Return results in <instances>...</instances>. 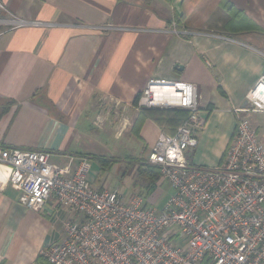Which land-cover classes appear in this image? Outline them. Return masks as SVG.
Returning a JSON list of instances; mask_svg holds the SVG:
<instances>
[{"label": "crops", "instance_id": "crops-1", "mask_svg": "<svg viewBox=\"0 0 264 264\" xmlns=\"http://www.w3.org/2000/svg\"><path fill=\"white\" fill-rule=\"evenodd\" d=\"M0 4L4 18L56 24L0 26V150H46L64 160L58 165L82 154L75 148L86 124L140 141V155L123 158L143 157L161 127L148 117L135 136L134 103L149 79H164L196 86L205 121L185 155L192 166H214L234 132V109L264 71V0ZM106 25L122 29H97ZM208 143L213 160L197 155ZM18 195L0 168V264H33L51 244L47 210L26 209Z\"/></svg>", "mask_w": 264, "mask_h": 264}, {"label": "built area", "instance_id": "built-area-1", "mask_svg": "<svg viewBox=\"0 0 264 264\" xmlns=\"http://www.w3.org/2000/svg\"><path fill=\"white\" fill-rule=\"evenodd\" d=\"M0 25L56 24L0 17ZM134 106L188 111L174 134L159 132L145 156L172 187L160 209L139 194L125 198L95 187L84 162L58 165L41 149L0 150V168L22 206L68 213L62 239L44 247L42 258L49 264H264V134L250 119L264 114V71L244 106L234 109V132L214 168L192 166L185 155L205 121L193 83L149 79Z\"/></svg>", "mask_w": 264, "mask_h": 264}, {"label": "rangeland", "instance_id": "rangeland-1", "mask_svg": "<svg viewBox=\"0 0 264 264\" xmlns=\"http://www.w3.org/2000/svg\"><path fill=\"white\" fill-rule=\"evenodd\" d=\"M0 17H3L2 13H0ZM250 119L257 127L258 133L264 134V114L251 115ZM88 127L89 126L86 124L85 129L88 133L83 136L79 146L75 148L76 152H82V154L68 156L67 161L71 159L72 164H74L73 167L80 162H84L88 167L87 177L95 187L117 190L118 193L125 198L134 193L139 194L143 196L150 205L160 209L173 192L169 182L159 176L152 192L147 193L144 187L146 180L134 176L137 163L140 160L145 162L147 151L143 157L123 158L128 154L134 156L140 155L142 143L128 136H122L116 139L113 137L112 132L97 131L89 129ZM214 153L215 151L212 144L208 143L198 150L197 155L200 158L205 157L208 160H213ZM96 157L104 158L108 166L105 164L101 166ZM115 159H117L115 162L109 161ZM50 160L57 163L64 161L54 156H51ZM217 163L218 161H216L214 166H203L206 164H200V167L214 168L218 165ZM47 214L52 227L51 232L47 233L46 243L58 242L62 239V226L68 219V213L57 210L56 212H48ZM35 242L37 244L41 243V236H39V234H36Z\"/></svg>", "mask_w": 264, "mask_h": 264}, {"label": "trees", "instance_id": "trees-1", "mask_svg": "<svg viewBox=\"0 0 264 264\" xmlns=\"http://www.w3.org/2000/svg\"><path fill=\"white\" fill-rule=\"evenodd\" d=\"M183 14L181 15V17ZM11 103V102H10ZM135 104V103H134ZM49 108L52 107L51 104H48ZM53 108H51L52 111ZM5 110V108H3ZM138 115L134 121V127L135 128V136L138 137L136 134V129L138 126L142 123V121L148 117L153 119L159 127H161V132L172 135L174 134L176 128L181 125L188 116V111L184 109H164V108H140L138 109ZM97 161L103 166L104 164L108 166V163L105 162L104 158L102 157H96ZM109 161H117L115 160H109ZM134 176L136 178H142L146 180V183L144 187L147 190V193L152 192L154 187L156 186L157 178L159 175V169L156 166H151L143 161H139L137 163ZM137 183V181H136ZM33 264H49L47 263L41 255H38L35 259Z\"/></svg>", "mask_w": 264, "mask_h": 264}, {"label": "water", "instance_id": "water-1", "mask_svg": "<svg viewBox=\"0 0 264 264\" xmlns=\"http://www.w3.org/2000/svg\"><path fill=\"white\" fill-rule=\"evenodd\" d=\"M175 67H178V65H176Z\"/></svg>", "mask_w": 264, "mask_h": 264}]
</instances>
